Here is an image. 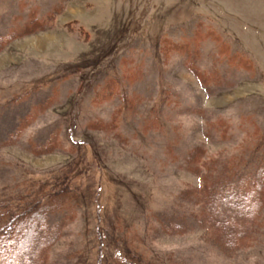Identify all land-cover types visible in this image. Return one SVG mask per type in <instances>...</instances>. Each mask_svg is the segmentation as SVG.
Listing matches in <instances>:
<instances>
[{
  "label": "rangeland",
  "instance_id": "374dc122",
  "mask_svg": "<svg viewBox=\"0 0 264 264\" xmlns=\"http://www.w3.org/2000/svg\"><path fill=\"white\" fill-rule=\"evenodd\" d=\"M36 190L26 259L264 264V0H0V215Z\"/></svg>",
  "mask_w": 264,
  "mask_h": 264
},
{
  "label": "trees",
  "instance_id": "16d2710c",
  "mask_svg": "<svg viewBox=\"0 0 264 264\" xmlns=\"http://www.w3.org/2000/svg\"><path fill=\"white\" fill-rule=\"evenodd\" d=\"M48 193V192H47ZM47 193H41L38 194V190H36V194H34V196H31L32 198L29 199L28 197H22L23 201H26L22 204V206L18 207V209L15 210L14 213H10V212H6L8 214L5 213L4 209L3 212H1V219H3L0 224V232L2 233V237H3V245L4 246H8L7 242L11 239H13V237H17V247H15V252H14V257L12 258L10 264L12 263V261H16L18 262V260H23L24 264H43V260L42 262H40L41 259V253L40 251H38L39 254L32 255V256H28L29 259L25 258L24 256H21V253L24 252V246L23 244H30L34 238H35V230L36 229H40L41 232H45L47 225L45 223V218L42 215V213L45 214V210L49 207V203H48V199L46 200H41L44 199L43 197H45L44 195H46ZM50 193V192H49ZM51 194V193H50ZM30 196V194H28ZM9 211V210H7ZM229 211L228 216L232 215L234 213V207L230 206L229 209L227 210ZM230 211H232V213H230ZM222 214H218L215 213L212 215V217L210 218L209 224H214L215 227H213V232L215 233V237L220 238L218 241L220 242L221 239L224 241L229 242L231 245H235L239 240L238 237L235 234L232 235H224L223 234V229L227 228V225H229V222H222L221 220H225V219H221ZM5 216V217H4ZM22 220H25L27 223L26 227L23 226V222ZM229 220V219H226ZM214 221V223H213ZM236 223V222H235ZM234 226V228H238V225H231ZM231 226L229 225V228L231 229ZM26 228V229H24ZM223 228V229H222ZM18 229V232H16ZM222 229V231H221ZM229 229V230H230ZM1 235V234H0ZM52 236V237H50ZM48 236L47 238L43 237L42 240V244L43 242L45 243H49L51 244L53 241V234ZM237 238L235 240H232L231 238L234 237ZM20 244V245H18ZM238 247V246H236ZM38 248V247H37ZM43 248V246H42ZM232 248V247H231ZM40 250V249H39ZM42 251V250H41ZM233 254V251H232ZM21 256V257H20ZM37 256V259L35 258ZM118 257V256H117ZM120 258H124L123 256H120ZM3 260V258H2Z\"/></svg>",
  "mask_w": 264,
  "mask_h": 264
}]
</instances>
